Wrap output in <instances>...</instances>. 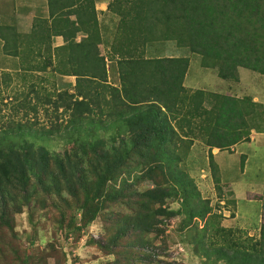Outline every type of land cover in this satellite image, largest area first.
Segmentation results:
<instances>
[{
  "label": "trees",
  "instance_id": "1",
  "mask_svg": "<svg viewBox=\"0 0 264 264\" xmlns=\"http://www.w3.org/2000/svg\"><path fill=\"white\" fill-rule=\"evenodd\" d=\"M48 6L54 19L46 32L34 25L29 35L9 26L1 33L2 51L19 71L0 73V100L12 93L19 108L0 126V264L65 261L55 243L35 246L33 218L51 210L55 233L66 236L99 222V264H177L169 262L177 244L201 264H264V221L254 236L224 227L222 213L180 168L199 142L218 187L212 151L231 152L251 132L264 133L263 104L186 89L189 60L157 52L166 42L185 47L224 81L237 83L239 69L264 76V0H113L108 11L118 24L106 56L97 21L92 33L91 0ZM71 13L76 32L89 27L79 42L74 24L61 19ZM57 35L67 45L52 49ZM69 76L72 89H59ZM24 212L35 228L25 242L15 229ZM170 226L178 237L171 245Z\"/></svg>",
  "mask_w": 264,
  "mask_h": 264
},
{
  "label": "rangeland",
  "instance_id": "2",
  "mask_svg": "<svg viewBox=\"0 0 264 264\" xmlns=\"http://www.w3.org/2000/svg\"><path fill=\"white\" fill-rule=\"evenodd\" d=\"M2 1L4 7L10 6L9 0ZM7 10L5 9L6 12ZM4 18L10 19L11 17L4 12ZM157 52L160 56L186 57L189 60L185 80V85L189 88L212 93H228L239 98L248 96L264 106V76L239 69V81L237 83L224 81L217 77L215 70L202 68L201 57L189 52L185 47H177L173 42H167L163 43L162 49L158 47ZM66 81L69 79H64L63 84L58 85L63 88ZM110 82L115 85L117 80L111 78ZM13 86L19 90V93L23 90L18 82H14ZM47 89L52 90L48 87ZM3 95H5V100H0V126L4 124L6 116H11L19 108L18 100H12V93ZM19 115L21 114L19 113ZM12 118L19 119V117L14 116ZM49 118L53 120L54 115H49ZM43 119L45 123L46 120ZM250 139V142L240 143L231 148V152L216 153L212 151L213 160L217 165L220 177L218 187L215 186L209 172L207 148L201 143L196 142L193 145L187 159L182 165L180 164V168L193 179L200 196L208 200L216 211L222 213V225L224 227L239 228L248 235H256L260 222L264 221V218L262 220L264 215V133L251 132ZM57 145L58 143L52 144V146ZM59 145L63 149V144L59 143ZM218 206L221 208L218 209ZM37 213L38 216L33 219L38 226L37 234L41 241L37 242L35 246L40 251L45 249L49 243H55L54 246L63 253L65 258V261L60 264H99L105 261L93 244L100 239L99 229L101 226L98 221H94L88 230L71 231L66 236L64 231L59 230L55 233L56 226L49 218L53 216V210ZM174 221L171 222V225L174 224ZM15 229L24 242L35 230L34 226L30 224L26 212L15 217ZM168 231L171 235L169 241L171 245L178 240V237L171 233V226ZM169 256L171 258L169 262L173 260L177 264H201L197 258L191 255L189 250L182 249L178 244L171 246ZM50 263L54 264L52 261Z\"/></svg>",
  "mask_w": 264,
  "mask_h": 264
},
{
  "label": "crops",
  "instance_id": "3",
  "mask_svg": "<svg viewBox=\"0 0 264 264\" xmlns=\"http://www.w3.org/2000/svg\"><path fill=\"white\" fill-rule=\"evenodd\" d=\"M91 1H92L93 8L95 10V13L97 15V19H92L91 21L92 22V33L93 34L95 33L94 25L97 21L98 32H99L100 38L103 41V45H100L99 48L101 50V55L106 56L107 51H108L107 47H109L110 45V42L109 41L106 42V40L112 39V37L116 33V25L118 24V19L113 17V15L108 11V5L113 0H91ZM69 2H71V0H69ZM8 3H10V6L4 7L3 1L0 0V72L19 71V65L16 63L17 59L15 60L14 58L5 56L2 51L4 42L1 40V33L4 30L5 26L13 27L18 34L29 35L32 32V30L36 28L34 25L40 26V27L44 25V30L46 32L49 25H51L54 19V16L50 17V14H49L48 0H9ZM75 7L76 6L74 7L72 6L71 8L75 9ZM5 9L7 10V12L5 11ZM4 12L8 14L11 18L5 19ZM61 19L62 21H65L66 23L69 22L71 24H74V26L72 27L73 29L71 33L75 34L72 36V38L76 42H79L87 37L88 33L85 32L84 30L89 31V27H84V29L81 30L80 32L75 31L79 23V19H77L76 14L74 13L67 14L63 16ZM61 28H62L63 33H67L68 27L64 28L63 22H62ZM65 39H66V36L64 35H59V36L57 35V36L51 37L50 39L51 48L52 49L63 48L64 46L67 45V42ZM162 45L159 46L161 49H162ZM166 57H175V56H166ZM106 63H107L106 66L110 67L109 68L110 79L112 78L114 80L116 77L115 76L113 77L112 75L114 70L112 69L111 62L108 61L107 59ZM186 76H185V80H186ZM64 79H69V81H66V85L61 89H64V88L72 89L71 87L75 85V77H72V76L63 77L62 82L64 81ZM70 79H73V81H70ZM184 87L186 89H192L185 85V81H184ZM217 152L218 150H216V153ZM254 235H250V236H254Z\"/></svg>",
  "mask_w": 264,
  "mask_h": 264
},
{
  "label": "water",
  "instance_id": "4",
  "mask_svg": "<svg viewBox=\"0 0 264 264\" xmlns=\"http://www.w3.org/2000/svg\"><path fill=\"white\" fill-rule=\"evenodd\" d=\"M213 152H216V150L214 149Z\"/></svg>",
  "mask_w": 264,
  "mask_h": 264
},
{
  "label": "built area",
  "instance_id": "5",
  "mask_svg": "<svg viewBox=\"0 0 264 264\" xmlns=\"http://www.w3.org/2000/svg\"><path fill=\"white\" fill-rule=\"evenodd\" d=\"M253 140V139H252Z\"/></svg>",
  "mask_w": 264,
  "mask_h": 264
}]
</instances>
